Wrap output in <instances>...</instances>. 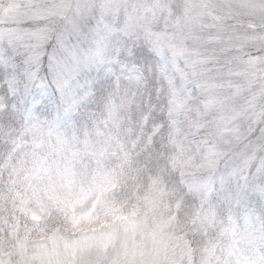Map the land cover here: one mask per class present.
I'll return each instance as SVG.
<instances>
[{"label":"snow or ice","instance_id":"1","mask_svg":"<svg viewBox=\"0 0 264 264\" xmlns=\"http://www.w3.org/2000/svg\"><path fill=\"white\" fill-rule=\"evenodd\" d=\"M126 103L172 193L157 221L113 175L78 184L94 153L62 143ZM30 130L34 173L57 160L45 145L65 152L32 264H264V0H0V138Z\"/></svg>","mask_w":264,"mask_h":264},{"label":"rangeland","instance_id":"2","mask_svg":"<svg viewBox=\"0 0 264 264\" xmlns=\"http://www.w3.org/2000/svg\"><path fill=\"white\" fill-rule=\"evenodd\" d=\"M135 106V103L131 106L127 103L122 106L115 124H112L113 126L110 128L113 129V135L101 136V134H98L100 131L95 127V133L98 135L94 139H90L85 131L79 136L70 137L65 135L68 133L67 130L62 134L61 139L65 149L67 144L74 146L76 149L78 145H82L84 141H87L88 150L94 155L88 156L82 153L75 157V161L80 162L85 157L94 158L92 163H97V166L94 169L95 173L91 177V181L102 173L113 175L120 185L117 192L121 198V203L136 208L142 215L157 221L167 215V202L172 195L170 190L168 192L161 190L163 187L162 182L151 183L154 178L159 181L162 169L153 168L146 153L133 158L129 151L131 152L134 144L121 142L117 139L120 135L121 140L124 137L126 141L130 136L133 126L128 124L129 120L127 118L133 113ZM104 130L105 128H102V132ZM73 132L72 130L71 135H73ZM27 135L30 141L24 145L26 147L23 150L24 153H21V156L13 161V165L22 166L25 172L32 171V177L28 181L33 182L30 188L33 195L25 199L27 202L24 201L21 214L17 212L13 218L0 202V258H2L3 264H9L12 253L15 252L14 250L18 251V262L15 264H32L35 258L33 253L44 252V245L48 242L46 234L52 232L61 221L59 216L50 213L45 191V189L53 186L59 187L60 177L55 172L56 162H53L52 171L49 175L34 173L33 162L36 152L31 137L39 135V132L38 130H30ZM45 138L47 139L46 136ZM53 155L56 158L64 157L65 152H56L55 149H52L48 158L52 159ZM111 196L110 192L109 198ZM18 197L22 198L20 193ZM14 240L17 245L13 247Z\"/></svg>","mask_w":264,"mask_h":264},{"label":"trees","instance_id":"3","mask_svg":"<svg viewBox=\"0 0 264 264\" xmlns=\"http://www.w3.org/2000/svg\"><path fill=\"white\" fill-rule=\"evenodd\" d=\"M129 120L128 124H131L133 126V129L130 136L126 139L123 137L121 140V136L117 137L118 141L121 142H130L132 145L134 144L130 154H132L133 158H137L138 155H144V144L142 142V128L141 125L143 124V120L140 116V111L137 105L133 109V113L129 115L127 118ZM112 124H115L112 123ZM112 124H110L108 127L105 128V130L102 132V128L99 129L101 136L106 135H113L114 132L112 128ZM110 129V130H108ZM73 132V135H71V131ZM83 128L79 129H67L68 136H74V135H80L84 133ZM95 126H90L87 130L88 137L90 139L96 138L98 134L95 133ZM46 140V138H45ZM29 139H24L23 137H18L15 140L12 141H6L4 138H0V202L1 205L4 207L7 212L12 215L13 218L17 212L21 214L22 206L24 205V201H26V198H30L33 194L31 191V187L33 185V182L28 181L32 177V171H24L23 167L20 165H13V161L19 158L21 153H24V145L28 143ZM52 149L47 147L45 145L43 151L47 154V156L52 152ZM66 149L68 150V154H70L72 151L75 150L74 146H71L69 144L66 145ZM30 148L28 149V151ZM10 157V158H9ZM49 157V156H48ZM62 156L57 158L56 161H59ZM50 159V158H49ZM51 160V159H50ZM94 161L93 157H85L80 162H76V169H77V183L80 182H89L91 181V177L93 176L94 169H96L97 163H92ZM19 193L21 194L22 198H19ZM27 202V201H26ZM12 221V219H10ZM12 224V223H11ZM17 245V243H12V246L14 247ZM15 251V252H14ZM11 255V258L9 260V264H15L18 262V251L14 250Z\"/></svg>","mask_w":264,"mask_h":264}]
</instances>
